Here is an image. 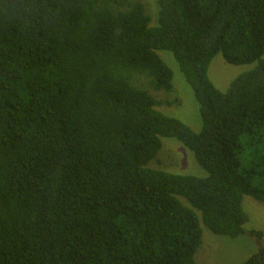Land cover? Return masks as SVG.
<instances>
[{
    "label": "trees",
    "instance_id": "16d2710c",
    "mask_svg": "<svg viewBox=\"0 0 264 264\" xmlns=\"http://www.w3.org/2000/svg\"><path fill=\"white\" fill-rule=\"evenodd\" d=\"M155 5L152 24L144 0H0V264H197L201 225L260 237L242 201L264 204V0ZM159 52L198 132L159 110L174 92ZM218 54L254 68L222 92ZM161 139L205 176L153 167Z\"/></svg>",
    "mask_w": 264,
    "mask_h": 264
},
{
    "label": "rangeland",
    "instance_id": "374dc122",
    "mask_svg": "<svg viewBox=\"0 0 264 264\" xmlns=\"http://www.w3.org/2000/svg\"><path fill=\"white\" fill-rule=\"evenodd\" d=\"M155 2L156 0H144L152 24L156 13ZM159 55L173 73L174 90L172 94L164 95V98L173 104L171 103L170 107L162 106L159 110L177 118L192 131L198 132L200 129L199 107L192 90L171 54L159 52ZM253 68L254 65L251 64L241 66L227 64L218 54L209 65L208 78L218 90L224 92L235 78ZM153 167L179 175L205 176L203 170L196 164L193 154L173 139H161V150ZM242 207L248 216L246 229L259 232L260 237L244 235L232 240L214 236L201 225L203 239L195 255L197 264H242L259 248L264 247V204L245 196Z\"/></svg>",
    "mask_w": 264,
    "mask_h": 264
}]
</instances>
